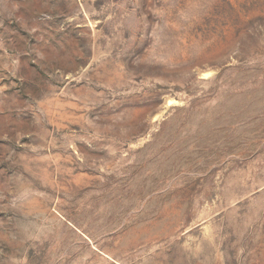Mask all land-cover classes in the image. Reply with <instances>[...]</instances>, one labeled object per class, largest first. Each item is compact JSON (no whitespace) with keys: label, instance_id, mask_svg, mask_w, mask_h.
Wrapping results in <instances>:
<instances>
[{"label":"rangeland","instance_id":"obj_1","mask_svg":"<svg viewBox=\"0 0 264 264\" xmlns=\"http://www.w3.org/2000/svg\"><path fill=\"white\" fill-rule=\"evenodd\" d=\"M0 264H264V0H0Z\"/></svg>","mask_w":264,"mask_h":264}]
</instances>
